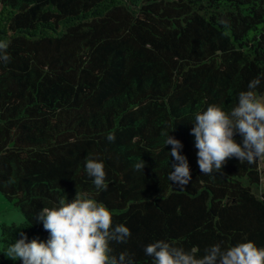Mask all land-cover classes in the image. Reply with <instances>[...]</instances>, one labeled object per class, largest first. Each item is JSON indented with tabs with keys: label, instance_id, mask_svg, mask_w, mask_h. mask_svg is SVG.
<instances>
[{
	"label": "trees",
	"instance_id": "1",
	"mask_svg": "<svg viewBox=\"0 0 264 264\" xmlns=\"http://www.w3.org/2000/svg\"><path fill=\"white\" fill-rule=\"evenodd\" d=\"M0 40V194L24 219L0 225V264H22L4 255L21 231L46 242L37 213L76 193L130 230L109 247L134 264H155L144 249L156 241L197 258L217 244L264 248V158L203 174L190 134L209 105L230 116L253 79L264 97V0H0ZM168 134L189 165L183 188L168 179Z\"/></svg>",
	"mask_w": 264,
	"mask_h": 264
},
{
	"label": "clouds",
	"instance_id": "2",
	"mask_svg": "<svg viewBox=\"0 0 264 264\" xmlns=\"http://www.w3.org/2000/svg\"><path fill=\"white\" fill-rule=\"evenodd\" d=\"M7 41L0 40V60H10L6 50ZM260 84L259 79L249 82V91H242L238 96V106L230 116L216 105H209L202 113L195 115L191 135L195 138L197 164L203 174L219 172L225 161L236 157L249 164L257 158H264V100L258 98L254 91ZM234 132L243 137V145H238ZM107 139L112 142L115 136ZM165 144L171 145V157L177 162L174 171L169 174V181L181 188L191 179L189 165L185 156L180 155V141L169 134ZM137 170L145 167L143 161L134 166ZM85 170L96 188L105 187L106 173L102 161L87 159ZM36 221L42 223L48 232L46 242L32 239L30 242L24 232L20 239L7 246L4 255L22 264H134L127 252L118 257L111 255L109 242L126 243L130 230L123 224L112 226V214L102 204L87 193H76L71 202L61 199L52 208H43L36 215ZM155 264H264V248H257L253 242L238 243L227 250L217 244L205 250L201 258L183 248L170 246L164 241H156L144 249Z\"/></svg>",
	"mask_w": 264,
	"mask_h": 264
},
{
	"label": "rangeland",
	"instance_id": "3",
	"mask_svg": "<svg viewBox=\"0 0 264 264\" xmlns=\"http://www.w3.org/2000/svg\"><path fill=\"white\" fill-rule=\"evenodd\" d=\"M264 100V97L261 98ZM262 166V188L264 189V162L261 161ZM23 217L7 202V200L0 194V225L5 224H21ZM1 235V232H0Z\"/></svg>",
	"mask_w": 264,
	"mask_h": 264
}]
</instances>
